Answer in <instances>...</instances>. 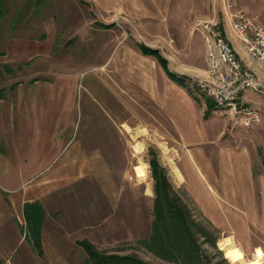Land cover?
Here are the masks:
<instances>
[{
    "label": "rangeland",
    "instance_id": "obj_1",
    "mask_svg": "<svg viewBox=\"0 0 264 264\" xmlns=\"http://www.w3.org/2000/svg\"><path fill=\"white\" fill-rule=\"evenodd\" d=\"M3 5L0 98L21 88L28 92L31 108L17 118L7 106L5 125L12 127L9 140L0 132V191L7 185L5 175L22 164L19 155L29 160L31 153L41 155L45 148L46 155L60 145L62 156L80 146L86 164L90 157L96 161L79 188L60 197V230L42 229L39 204V235L27 236L22 198L2 193L1 264H83L85 253L75 244L81 239L97 252L130 256L141 264H236L218 245L230 238L247 264H257L255 255L264 261V186L257 184L254 191L258 221L233 205L241 206L242 199L251 203V167L241 164L239 151L252 156L255 184L262 177L264 181V106L255 107L257 121L243 127L193 82L208 75L206 70L198 74L205 65L195 23L214 18L221 30L217 19L226 8L240 9L264 25V0H4ZM140 44L157 49L170 71L185 76V87L170 81L176 95H186L192 107L183 96L182 101H168L166 111L159 109L158 92L167 76ZM15 81L24 83L10 85ZM165 92V98H173ZM246 92L255 106L264 101V96ZM207 99L212 107L204 118ZM53 136L57 141L50 140ZM152 159L192 224L195 258L188 249L155 255L146 245L152 232ZM147 187L151 193L146 196ZM223 188L233 204L225 201ZM83 210L99 217L88 219L90 228L79 231Z\"/></svg>",
    "mask_w": 264,
    "mask_h": 264
},
{
    "label": "crops",
    "instance_id": "obj_2",
    "mask_svg": "<svg viewBox=\"0 0 264 264\" xmlns=\"http://www.w3.org/2000/svg\"><path fill=\"white\" fill-rule=\"evenodd\" d=\"M228 13H229L228 10L225 8L218 15L219 19L217 20L219 21V25L222 28L221 30L224 33V35L229 39L240 61L244 64H250L248 58L246 57L245 53L242 50L239 39L230 31ZM204 65H205L204 69H199L200 70L198 72L199 76L200 75L203 76L205 74V70L207 68L205 59H204ZM22 83L24 82L15 81L13 83H10V85L15 84V86L20 87ZM162 83L163 84H161V86L164 87L163 92L166 94L165 90H168L170 94L173 96V98L171 96L169 97V99L165 98L162 94L163 92L159 91L158 94L162 95V99H160L158 102L159 109L166 111V109L170 107L166 105L168 101L169 104H171L173 100H175L176 102L178 100L182 101L181 99L183 96H185V98H183V101L187 103L188 100L192 107V101L186 95L181 94L179 97L176 95L177 94L176 89H174L175 85H173V83H171V81L168 78L163 79ZM28 98H29L28 92L21 88L10 89L8 91V94H6L5 98H0V132L4 134L3 136L6 137V139L9 140L10 135L7 132H11V127H12L11 125L10 126L5 125L4 116L7 111V106L11 111L15 109V113L18 118L21 114L20 111L31 108V106L28 104ZM242 101H246L248 103H251L253 106H255L253 100L251 99V96H249V93H247L246 91L242 93ZM1 103H3V105H1ZM262 106H264V101H262V103L259 104V106L256 105L255 107L257 108ZM181 133L184 132L181 131ZM54 134L56 135L58 133H54ZM50 140L52 142L57 141V137L53 136ZM45 146L47 147V144ZM63 148L64 146H61L60 148V145H58L57 147H55V149H53L50 153L46 155L43 154V150L45 149L44 148L42 149L41 155L37 154L34 157V154L31 153V157L33 159H29V160H26L24 156L19 155L18 164H20L21 162L22 164L16 165L17 169L13 170L14 172L12 174L5 175V183L7 185L3 187V191H0L1 192L0 196L1 195L4 196V194L2 193H11L13 196L10 195L11 197L9 198H13V197L15 198L16 196L22 198L20 202L21 215H22V206L24 203H32L36 201L38 204H40L44 209L42 229H45V227L49 226V229L60 230V197L64 198V195L66 196L72 195L74 191L79 188V183L82 180V178L88 175L90 171L89 167H92L91 165L93 160L96 161L95 156L93 158L90 157V159L86 164V162H84L83 160L82 155L79 153V150L81 149L80 146L78 147L77 150L73 149L68 154L60 156V153L62 152ZM43 156L46 157L42 159ZM238 156L240 157L239 160L241 164H244L245 168L251 167L250 175H249L252 185L251 187L252 192L250 195L251 203L250 205H248L242 199L241 206H236L235 204H233L232 202L226 199L225 196H228L226 192V188H223L221 191L223 193L225 192L223 194L225 201L232 203L239 210V214L242 213L247 214L248 212H251L253 214V221L256 222L258 221L259 206L256 201L257 197L254 198L255 195L254 191H256L257 184H259L260 186H264L263 177L262 179L259 177L260 181L259 182L256 181V184L253 181L254 177L252 173L253 168L251 163L252 156L249 151H239ZM38 159H41L39 165L37 164ZM22 166H27V168L23 169ZM20 172L21 175L18 174ZM187 174L188 173H186V175ZM145 190H144V195L147 194ZM260 191H262L264 195V190L260 189ZM191 195L194 198L195 196L197 197L196 192L191 193ZM198 204H200L203 207H206V204H203L200 200ZM50 206L51 208H47ZM89 210H86L87 213H85V211L83 210L79 216L80 218L83 217L81 221L82 225L79 226V231L87 230V228H90V223H87L88 219L99 217L96 211H94L96 213L95 214L93 211H89ZM202 211L208 213L205 210ZM263 212H264V207L263 208L261 207V215ZM97 222L98 219L95 220V223ZM91 229L97 230L98 226L92 227Z\"/></svg>",
    "mask_w": 264,
    "mask_h": 264
},
{
    "label": "built area",
    "instance_id": "obj_3",
    "mask_svg": "<svg viewBox=\"0 0 264 264\" xmlns=\"http://www.w3.org/2000/svg\"><path fill=\"white\" fill-rule=\"evenodd\" d=\"M228 21L250 64L240 61L214 18L199 20L194 28L203 43L208 75L205 81L193 82L217 108L228 109L241 126L250 127L258 114L255 106L242 101V93L249 90L264 96V26L240 9H231Z\"/></svg>",
    "mask_w": 264,
    "mask_h": 264
},
{
    "label": "trees",
    "instance_id": "obj_4",
    "mask_svg": "<svg viewBox=\"0 0 264 264\" xmlns=\"http://www.w3.org/2000/svg\"><path fill=\"white\" fill-rule=\"evenodd\" d=\"M4 0H0V19L5 11ZM142 52L155 56L158 64L169 80L180 87H185V76L178 75L167 68L166 59L158 53L157 49L146 47L140 44ZM212 103L206 100L203 117H207L211 110ZM148 153L151 149L148 148ZM152 183V220L150 228L151 235L146 240V245L155 255L181 254L186 251L191 258L197 257V245L188 223L184 207L176 202L172 192L173 189L163 173L162 167L154 160L148 162ZM264 169V157L262 159ZM172 191V192H171ZM42 209L37 202L24 203L22 206V217L27 236L39 235L40 223L42 220ZM189 225V226H188ZM75 244L80 246L85 253L83 264H141L137 259L130 256L116 254H102L97 252L86 240H76ZM185 249V250H184ZM2 262L0 261V264Z\"/></svg>",
    "mask_w": 264,
    "mask_h": 264
},
{
    "label": "bare ground",
    "instance_id": "obj_5",
    "mask_svg": "<svg viewBox=\"0 0 264 264\" xmlns=\"http://www.w3.org/2000/svg\"><path fill=\"white\" fill-rule=\"evenodd\" d=\"M137 150H139V147L137 148ZM146 192L148 195H150L151 192H150L149 187H147ZM218 245H219V249L223 252V254L228 259H232L236 264H247L244 259L243 253L239 249L236 248L235 244L230 238L221 239L218 242ZM261 256L262 255H255L253 256L252 260L256 262L257 264H263L264 261L262 262Z\"/></svg>",
    "mask_w": 264,
    "mask_h": 264
}]
</instances>
